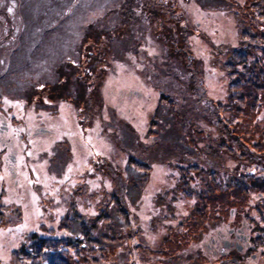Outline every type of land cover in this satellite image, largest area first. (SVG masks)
<instances>
[{
	"label": "rangeland",
	"instance_id": "374dc122",
	"mask_svg": "<svg viewBox=\"0 0 264 264\" xmlns=\"http://www.w3.org/2000/svg\"><path fill=\"white\" fill-rule=\"evenodd\" d=\"M122 2L0 0V129L1 121L7 126L6 131L0 132V217L3 222H0V264L14 263L11 259L9 261L10 251L26 232L32 231L41 222L49 226L57 223L73 194L71 189L76 181L81 179L82 182L80 194L76 196L79 208L83 211L96 209V198H102L104 190H113L116 177L106 173L103 181L80 176L86 175L91 160L99 166L102 160L112 166H119L122 173L127 159L126 151L133 148L137 149L138 156L147 153L152 156L146 158L151 167L146 173L147 181L139 180L141 177L136 173L135 181L141 182L139 188L134 190V196H137L131 210L150 243L152 237L147 235L146 226L149 228V224H152L154 229L161 232L162 226L169 221H161L165 206L158 204L157 200L153 201V196L160 191L165 194L164 191L178 178L171 168V159L186 160L192 148L188 149L187 144L181 147V141L172 144L163 141L164 144L153 145L151 140L154 136L144 138L152 127L149 128L148 123L157 124L162 115L169 116L168 111L172 108L173 112L184 113L182 124L188 132L184 134L189 135L191 131L198 146L202 145L203 139L216 136L217 132L203 119L201 110L205 103H198L189 97L188 79L191 72H186L179 61L167 53L169 49L162 34L169 26L165 24L166 18L151 23L150 17L135 7V22L124 25L117 13ZM215 2L177 0V4H174L177 16L175 29L179 26L187 28L188 45L196 59L195 69L198 70L200 86L208 97L223 102L228 79L207 59L212 49L210 44L216 40L222 46L235 45L241 31L254 34L255 29L243 21H238L241 22V28H234L237 22L227 7H219ZM91 24L102 28L122 24L118 30L125 31L123 35L110 39L111 54L108 52L103 61L100 57L95 58L98 45L87 47L93 41H83V31ZM78 49L81 51L77 52ZM88 49L94 53L92 65L86 61L87 57L90 59L86 53ZM63 59H68L76 67V76L86 78L95 75L86 82L88 86L96 87L90 97L92 105L89 108L78 97L81 79H75L69 86L67 94L70 98L56 97L52 100L44 96L47 85L57 77V69L65 61ZM202 59L203 63L200 62ZM180 108L185 111L180 112ZM39 127H42V132ZM35 128L38 134L29 135V146H26L19 134L27 130L31 133ZM152 129L154 135L163 133L158 126ZM2 142L6 143L5 147ZM128 145L133 147L126 148ZM175 150L183 154H176ZM197 154L198 159L203 158L202 154ZM10 156H14V162L10 161ZM204 160L208 166L215 168L233 165L224 153L210 157L204 155ZM62 188H65L64 193ZM41 199L51 200L47 212L41 206ZM175 205L179 213L172 215L175 220H179L177 215L186 213L189 207L185 210L180 202H175ZM231 212V222L238 223L235 221L237 209L234 206L230 208ZM224 221L222 217L215 222L216 231L214 229L212 235L215 236L217 228H221ZM238 224H246L248 229L256 225L245 218ZM255 231L251 239L255 238ZM209 243L208 235L199 236L195 248L196 253H200L199 257L194 259L195 255L183 253L182 262L179 263L218 264L217 260L221 257L207 251ZM256 244H247L244 251L253 253V258L244 256L243 263H240L241 259L235 255L219 263L264 264V245ZM220 248L218 245L217 250L221 252ZM125 251L122 247L117 249L121 264H136L132 257L124 259ZM148 263L164 264L155 253L149 261H139V264Z\"/></svg>",
	"mask_w": 264,
	"mask_h": 264
},
{
	"label": "trees",
	"instance_id": "16d2710c",
	"mask_svg": "<svg viewBox=\"0 0 264 264\" xmlns=\"http://www.w3.org/2000/svg\"><path fill=\"white\" fill-rule=\"evenodd\" d=\"M215 3L219 7H227L237 22H234V28H241V22L238 21H243L255 29L254 34L241 31L235 45L222 46L217 44L216 40L210 44L212 49L207 59L226 74L228 79L223 102L208 97L202 85L200 86L198 70L195 69L196 59L193 58L188 45L189 32L187 28L180 26L175 29L177 16L174 13V4H177V0H123L117 10L120 22L124 25H132L135 22V7L147 14L151 23L166 18L165 24L169 26L162 34L169 49L167 53L171 58L177 59L186 72H191L188 79L189 97L198 103H205L201 110V113H204L203 119L217 132L215 138L203 139L202 145L198 146V141L193 138L191 131L189 135L184 134L187 132L182 124L184 113L173 112L170 108L169 116L163 115L156 124L163 133L158 132L155 145L162 144L164 140L181 141V147L187 144L188 149L192 148L191 152L209 157L224 153L233 163L231 167L215 168L206 164L204 156L198 159V154L194 158L188 153L186 160L181 159L182 165L173 166L180 177L164 191L165 194L159 192L153 198V201L157 200L158 204L165 206L162 207L166 212L161 216V221L177 223L176 226H166V235L153 248L167 263H176L179 252L190 253V246L206 231L203 225L212 224L222 217L228 220L232 206L237 209L236 222L239 223L245 218L256 226L261 224V228L256 230L264 233V0H216ZM170 23L174 25L171 26ZM120 26L122 24L102 28L91 24L83 31V41H93L87 47H99H96L95 58L100 57L103 61L106 54L110 53V39L125 32L124 29L118 30ZM80 51L78 49L77 52ZM86 53L90 56L86 61L92 65L91 58L94 53L90 49ZM204 56L206 58V55ZM62 61L64 62L57 69V77L47 85L44 96L52 100L56 97L70 98L67 94L69 86L75 79H81L78 97L81 102L87 103L89 108L92 105L90 97L96 87L88 86L86 82L95 75L80 78L75 75L76 67L68 59ZM200 62L203 63L204 60ZM94 69L96 70L95 65ZM75 104L76 107L79 106L77 102ZM169 104L172 105L170 100ZM181 111L185 110L180 108ZM127 154L129 163L127 162V167L122 173L119 166L106 162L99 166L102 177L107 173L112 177L115 175L116 178L113 190H104L102 198L95 196L97 198L94 205L98 215L79 213L77 207L80 203L74 196L69 202L71 210L58 223V230L54 229V234L49 230L48 235L51 237L31 234L28 242L12 253L14 263L40 264L47 261L48 264H121L118 247L127 250L124 259L132 257V240L136 233L127 208L130 203L133 205L132 193L139 188L141 181H147L146 173L151 167L143 162L146 158L135 159L129 152ZM130 165L146 171L140 176L141 181H135V169ZM74 191H77V188ZM175 202L182 203L185 210L189 207L186 213L177 215L179 220H175L172 215L179 210ZM102 240L108 242L103 243ZM252 240L257 246L264 245V234L259 233ZM70 249L74 250L78 259L72 258Z\"/></svg>",
	"mask_w": 264,
	"mask_h": 264
},
{
	"label": "snow or ice",
	"instance_id": "6c2138e0",
	"mask_svg": "<svg viewBox=\"0 0 264 264\" xmlns=\"http://www.w3.org/2000/svg\"><path fill=\"white\" fill-rule=\"evenodd\" d=\"M9 11H11V9H9Z\"/></svg>",
	"mask_w": 264,
	"mask_h": 264
}]
</instances>
